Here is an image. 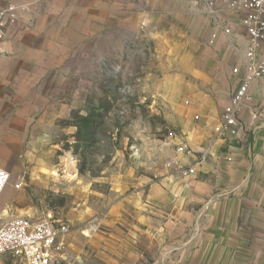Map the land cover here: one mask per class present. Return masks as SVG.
<instances>
[{
	"label": "rangeland",
	"instance_id": "374dc122",
	"mask_svg": "<svg viewBox=\"0 0 264 264\" xmlns=\"http://www.w3.org/2000/svg\"><path fill=\"white\" fill-rule=\"evenodd\" d=\"M50 1L0 0V8H18L15 25L30 16L26 31ZM204 1L222 20L235 17L231 0H58L71 46L62 65L71 63L81 82L38 81L35 115L21 119V130L0 128V167L10 185L22 184L0 196V219L66 224L57 264H152L161 249L154 232H142L139 213L145 208L155 224L151 194L181 178L176 145L223 150L218 123L243 47L220 33L208 44L214 26L193 8Z\"/></svg>",
	"mask_w": 264,
	"mask_h": 264
},
{
	"label": "crops",
	"instance_id": "0c3cea01",
	"mask_svg": "<svg viewBox=\"0 0 264 264\" xmlns=\"http://www.w3.org/2000/svg\"><path fill=\"white\" fill-rule=\"evenodd\" d=\"M29 17L19 15L0 44L2 130H21V119L35 115L38 81L57 85L61 80L67 86L81 82L71 63L62 65L71 47L63 37L65 7L51 0L37 14L35 25L20 31ZM99 40V35L92 37V46ZM245 40L244 31L238 30L231 41L244 47ZM96 53L99 57V48ZM259 88L253 87L258 107ZM244 119L250 121L248 115ZM256 126L240 130L236 140L223 138V150L196 165V175L184 180V187L183 179L176 177L167 190H154L157 226L141 207L142 232H154L161 249L152 264H264V116ZM184 162L194 164L192 159Z\"/></svg>",
	"mask_w": 264,
	"mask_h": 264
},
{
	"label": "built area",
	"instance_id": "2783aa9c",
	"mask_svg": "<svg viewBox=\"0 0 264 264\" xmlns=\"http://www.w3.org/2000/svg\"><path fill=\"white\" fill-rule=\"evenodd\" d=\"M226 7L235 17L222 20L219 9L210 1L193 3V8H199V13L214 26L215 32L209 38V45L214 43L217 33L232 40L237 25L244 31L246 40L242 55L230 69L235 87L222 109L218 123L221 135L236 140L240 130H256V122L264 116V0H231ZM17 17L16 6L9 4L0 8V44L5 40L7 30L15 25ZM235 48L238 49V46ZM256 85L261 87L258 89L259 107L253 95ZM245 115L250 118L248 123L244 120ZM176 153L180 159H175L172 165L184 180L196 175V165L214 156L211 149L194 150L183 142L176 145ZM190 159L194 160V164L184 162ZM226 160L230 161L229 158ZM11 180L10 173L0 167V196L9 186L13 190L21 188L20 181L10 185ZM68 234L66 224L53 220L33 221L25 217L0 219V264L2 257L18 258L24 264H57L64 257Z\"/></svg>",
	"mask_w": 264,
	"mask_h": 264
},
{
	"label": "bare ground",
	"instance_id": "6f19581e",
	"mask_svg": "<svg viewBox=\"0 0 264 264\" xmlns=\"http://www.w3.org/2000/svg\"><path fill=\"white\" fill-rule=\"evenodd\" d=\"M7 211V210H6ZM3 215H6L7 213L5 211L2 212Z\"/></svg>",
	"mask_w": 264,
	"mask_h": 264
}]
</instances>
